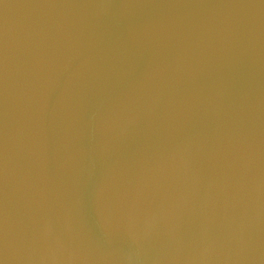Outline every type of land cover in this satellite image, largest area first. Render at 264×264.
Segmentation results:
<instances>
[{
    "label": "water",
    "instance_id": "1",
    "mask_svg": "<svg viewBox=\"0 0 264 264\" xmlns=\"http://www.w3.org/2000/svg\"><path fill=\"white\" fill-rule=\"evenodd\" d=\"M0 264H264V0H0Z\"/></svg>",
    "mask_w": 264,
    "mask_h": 264
}]
</instances>
